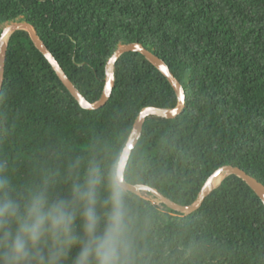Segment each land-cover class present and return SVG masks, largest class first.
I'll return each instance as SVG.
<instances>
[{
  "label": "trees",
  "instance_id": "trees-1",
  "mask_svg": "<svg viewBox=\"0 0 264 264\" xmlns=\"http://www.w3.org/2000/svg\"><path fill=\"white\" fill-rule=\"evenodd\" d=\"M13 21L33 26L90 103L125 44H141L180 82L183 111L144 121L127 183L183 206L221 166L264 185V0H0V25ZM114 75L106 104L84 110L28 33L11 34L0 92V181L10 194L47 190L70 199L73 186L95 173L97 213L110 211L113 193L125 213L131 264H264V205L237 176L189 216L119 187L117 164L140 112L172 109L177 98L139 53L121 55Z\"/></svg>",
  "mask_w": 264,
  "mask_h": 264
},
{
  "label": "clouds",
  "instance_id": "clouds-1",
  "mask_svg": "<svg viewBox=\"0 0 264 264\" xmlns=\"http://www.w3.org/2000/svg\"><path fill=\"white\" fill-rule=\"evenodd\" d=\"M99 181L90 173L75 185L70 199L47 190L15 197L0 181V264H131L125 213L115 193L107 209L96 211Z\"/></svg>",
  "mask_w": 264,
  "mask_h": 264
},
{
  "label": "water",
  "instance_id": "water-1",
  "mask_svg": "<svg viewBox=\"0 0 264 264\" xmlns=\"http://www.w3.org/2000/svg\"><path fill=\"white\" fill-rule=\"evenodd\" d=\"M16 31H26L34 44L35 48L45 57V59L48 61L56 75L58 76L59 80L62 82L64 87L68 90V92L72 95V97L77 101L79 106L84 110H97L101 107H103L106 102L108 101L112 89L114 87L115 83V63L118 60V58L125 54L130 52H136L141 54L148 62H150L156 69H158L163 76L166 77L168 82L170 83L173 91L175 92L176 98H177V105L172 109H159L154 107H147L144 108L137 119L135 120V123L133 125L131 134L127 140V143L125 147L122 150V153L120 155L116 173H115V179L119 187L125 191L132 193L134 195L140 196V192H145L150 194L154 199L158 200L160 204H163L168 209H170L173 212L179 213L182 216H189L190 214L197 211L200 206L202 205L203 201L207 196L210 195V193L217 188L222 180H224L229 175L237 176L238 178L242 179L253 191L254 193L260 198L264 205V185L259 182L254 177L246 174L243 170L225 165L217 168L205 181L203 186L201 187L196 199L191 205L183 206L176 204L169 199L162 196L156 189H153L149 186L142 185V184H129L124 180V172L125 168L128 162V159L130 157L131 151L135 147L137 140L141 134L143 123L146 119L151 117H157L161 119H175L178 115L181 114L185 107V92L182 88V85L180 82L174 77V75L171 73L169 67L166 65V63L160 59L158 56L144 48L139 43H130L119 46L112 56L109 58L106 68H105V77H104V88L101 93V96L98 101L94 103H90L83 96L79 94V92L75 89L71 81L67 78L65 73L63 72L62 68L59 66L58 62L55 60L53 55L45 48L43 43L41 42L40 38L37 36L35 29L31 24L25 21H13L11 23H8L4 25V27L1 30L0 33V92L2 88L3 83V77H4V67H5V59H6V51H7V44L9 37L11 34H13ZM8 36L6 44L3 45L4 38ZM228 172V174L217 184L215 185L216 179L222 175L223 173Z\"/></svg>",
  "mask_w": 264,
  "mask_h": 264
},
{
  "label": "rangeland",
  "instance_id": "rangeland-1",
  "mask_svg": "<svg viewBox=\"0 0 264 264\" xmlns=\"http://www.w3.org/2000/svg\"><path fill=\"white\" fill-rule=\"evenodd\" d=\"M4 27V25H0V33H1V30L2 28ZM140 196L145 198V199H148L150 200L151 202H153L154 204H160L158 200L154 199L151 195H149L148 193H145V192H140Z\"/></svg>",
  "mask_w": 264,
  "mask_h": 264
},
{
  "label": "bare ground",
  "instance_id": "bare-ground-1",
  "mask_svg": "<svg viewBox=\"0 0 264 264\" xmlns=\"http://www.w3.org/2000/svg\"><path fill=\"white\" fill-rule=\"evenodd\" d=\"M7 38H8V36H6L5 38H4V40H3V45H5L6 44V41H7ZM228 174V172H226V173H223L222 175H220L217 179H216V181H215V185H217L226 175Z\"/></svg>",
  "mask_w": 264,
  "mask_h": 264
}]
</instances>
